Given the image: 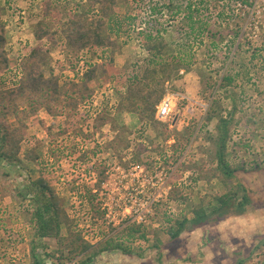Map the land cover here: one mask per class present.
Masks as SVG:
<instances>
[{
    "label": "trees",
    "instance_id": "trees-1",
    "mask_svg": "<svg viewBox=\"0 0 264 264\" xmlns=\"http://www.w3.org/2000/svg\"><path fill=\"white\" fill-rule=\"evenodd\" d=\"M14 1L0 3V74L9 65L3 19L4 14L12 10ZM256 1L163 0L159 12L166 11L170 16L171 31L163 28L159 19L146 21L137 31L144 59L117 69L114 57L120 54L121 46L113 39V34L118 35L122 29L124 18L120 17V9H127L128 0L122 3L118 0H80L72 7L68 0H41L39 14L30 20L35 45L26 47L17 62L20 83L15 89L0 92V201L8 199L13 203L12 216L21 221V230L28 238L26 256L21 264H93L99 257L109 254L141 258L143 251L135 250L136 244L150 242L151 227L129 221L118 228L105 225L103 212L96 207V196L90 190L85 191L82 200L88 204L91 226L100 223L102 229L98 233L79 229L54 190L55 176L46 172L34 147L23 154L24 160L34 168L23 172L20 166L18 157L26 138V122L41 108L50 116L65 114L68 119L73 118L78 102L91 98L88 84L96 80L98 74L106 83L114 84L118 103L114 113L101 110L92 120L91 127L95 131L109 125L116 134L113 146L123 151L135 148L134 133L121 119L123 114L135 115L141 129L155 132L153 139L148 141L153 152L164 155L173 137V143L168 146L170 157H162L165 165L176 164L188 147L196 144L200 159L189 160L181 172H189L195 184L214 180L221 187L219 194L201 196L197 204H189L179 213L172 210L168 214L156 207L154 216L161 229L152 233L153 250L158 249L159 242L155 232L161 231L173 241L183 233L230 216L244 215L255 203L264 206V153L258 155L253 146L259 138L258 123L264 114V88H261L264 86V34L253 40L250 36L255 28L250 23V27L242 30L243 25H248L245 9H252ZM231 6H238L239 13L234 17L224 15ZM175 34L186 39L185 42L172 45L166 41V35L171 41L177 39ZM205 40L213 53L207 50L204 57L209 64L215 59L221 60L222 73L216 79L212 71L198 73L208 104L204 117L201 122L192 119L180 132L172 133L166 124L155 119L156 107L167 93H171L168 88L172 81L180 79L181 72H190L198 63L194 44H203ZM225 41V51L218 50V44ZM58 44L76 59L83 53H93L98 63L88 66L77 82L59 85L57 79L46 77L42 71L50 50ZM236 90L243 97L255 95L260 106L247 121L254 129L243 143V157L236 155L230 135L231 127H236L239 121V108L231 98ZM223 103L229 104V108L223 107ZM7 119H12L15 125H7ZM212 123L213 130L204 131ZM146 152L147 146L138 143L131 160L145 162L142 156ZM81 159H85V155ZM104 169L94 170L97 179H101ZM22 176L24 183L20 184L16 180ZM168 203L173 207L186 206L188 198L180 190L173 192ZM89 236L94 242L87 240ZM245 263L246 260L239 259L236 264Z\"/></svg>",
    "mask_w": 264,
    "mask_h": 264
},
{
    "label": "rangeland",
    "instance_id": "rangeland-1",
    "mask_svg": "<svg viewBox=\"0 0 264 264\" xmlns=\"http://www.w3.org/2000/svg\"><path fill=\"white\" fill-rule=\"evenodd\" d=\"M68 1L71 7L80 2V0ZM123 1L118 0L120 3ZM162 1L128 0L127 9L125 7L120 9V17L124 18L123 26L118 35L113 34V39L121 46V51L114 57V67L119 69L144 59L145 53L137 31L144 27L146 21H154V18L159 19L163 28L171 31L169 28L171 25L169 24L170 16L166 11L159 12ZM0 3L2 5V0ZM40 4L41 0H15L12 10L6 15L4 14L5 51L9 65L0 74V92L15 89L20 83L21 72L17 62L26 47L35 45L30 20L39 14ZM228 9L224 15L234 17L239 13L238 6H231ZM244 13L248 14L246 19L248 25H243L242 30L250 27L251 24V27L254 26L255 29L250 37L253 40L258 39L261 34H264V0H259L256 5L254 2L253 8L245 9ZM175 35L177 39L173 41L170 36L166 35V41L171 42L172 45L185 42L186 39L183 40L177 34ZM226 46L225 41L218 44L217 48L225 51ZM194 49L198 63L192 67L190 72L185 74L181 72L180 79L172 81L168 90L176 96L174 109L165 122L158 121L166 124L172 133L173 131L180 132L192 119L201 122L204 117L208 104L204 99L203 86L198 73L212 71L211 73H216H213L214 79L222 73L219 66L221 60L215 59L213 64H209L207 58L204 57L207 50L212 52L208 41L205 40L203 44L196 42ZM44 62L42 71L45 76L54 77L59 85H64L72 81L77 82L88 66L97 64L98 60L93 53H83L80 58L76 59L58 44L50 50ZM88 87L92 90V96L78 102L73 118L68 119L65 114L57 117L50 116L41 108L26 122V138L21 144V152L18 157L23 172L34 168L32 163H28L23 158L24 152L34 147L39 161L44 163L43 167L46 172L55 176L53 187L61 198L62 206L67 214L77 222L79 229H87L96 233L101 231L102 225L99 223L95 227L91 226L88 204L82 200L86 190H90L96 196L94 203L99 211L102 210V207L109 208L108 218H105L103 212L105 225H109L108 220H112L115 225L112 227L118 228L121 225L118 224L121 212H118V208L113 209L114 205H118L122 211L124 204L130 201L131 195L142 192L147 198L153 194L156 189L152 188L150 179L159 175L160 172L169 175L168 186L170 187L168 194L151 206L152 212L145 219L146 224H143L151 227L150 242L138 243L135 246V250L143 251V256L138 258L109 254L103 258L99 257L93 264H236L239 259L246 260L245 264H264V243L261 244L264 241V206L259 203H255L244 215L230 216L219 222L183 233L177 240L170 241L163 232H155L159 239L158 249L151 248V245L155 243L152 238L153 231L161 229L154 216L156 207L159 206L162 211H166L168 214L172 213V210H177L179 213L189 204H197L201 196L219 194L221 187L214 180L195 184L192 182L189 172H181L182 167L188 166L189 160L200 159L196 144L188 147L184 156L176 164L165 165L162 157L164 155L170 157L168 146L173 143V137L167 143L164 155L153 152L148 141L153 139L155 132L148 128L141 129L140 122L135 115L123 114L121 116L122 123L134 133L132 140L135 143V148L123 151L113 146L112 142L116 134L112 132L109 125L95 131L91 127V123L101 113V110H109L114 113L118 103L114 84L106 83V80L98 74V78L89 83ZM254 96L252 98L243 97L239 94V90H236L231 96L239 108L238 124L236 127H231L230 132L231 141L235 144L234 150L238 157L245 156L242 146L254 129L247 121L251 118L253 110L257 111L260 107L258 106L259 101ZM228 105L223 103V107L226 109L229 108ZM6 124L13 127L15 122L12 119H7ZM235 124L236 119L233 122V125ZM213 125V123L208 125L204 131H212ZM258 127L259 138L253 142V146L256 149L254 152L262 155L264 153V114L260 118ZM138 143L147 146L148 152L142 156L145 162L131 160ZM158 143L160 145L159 141ZM50 149L56 155L55 157L50 155ZM83 155H85V159L80 160ZM259 158L262 159L261 156ZM246 159L242 158L244 161ZM137 165L142 168V172L141 170L133 172L134 181L121 177V170L130 169L131 171ZM103 167L106 169L99 180L95 171H99ZM136 176L138 180H136ZM98 180L100 182L96 184ZM16 181L23 184L24 176L17 178ZM180 190L188 198V204L173 207L168 203V200L173 192L177 193ZM129 193L132 194L128 195ZM145 201L146 199L141 204L144 205ZM12 205L13 203L8 199L0 201V264H21L23 257L26 256L28 238L21 230V221H16L12 216ZM87 240L91 243L94 242L90 236L87 237Z\"/></svg>",
    "mask_w": 264,
    "mask_h": 264
},
{
    "label": "built area",
    "instance_id": "built-area-1",
    "mask_svg": "<svg viewBox=\"0 0 264 264\" xmlns=\"http://www.w3.org/2000/svg\"><path fill=\"white\" fill-rule=\"evenodd\" d=\"M259 0L256 1L255 5L257 4ZM176 96L172 93H167L160 103L156 107V114H155V119L159 122H165L170 114L172 113L174 109V100ZM119 170V168H117ZM141 170L138 165L133 167L130 171V169H127L126 171L121 170L120 174L123 179L129 178V181H134L135 176L134 173L135 171ZM168 176L167 174H164L163 172H160L159 175L154 176L153 178L150 179V184L152 188L155 190L153 194L148 196L143 195L142 192L135 193L134 195H131L132 193H129L128 195H131L130 201H128L127 204H124V209H122L118 205H114L113 209L118 208V212H121V219L119 220V225L124 222H132L137 225H142L146 224L145 219L149 216V214L152 212L151 211V206L154 203H158L162 197L166 196L170 190V187L168 186ZM136 180H138V177L136 176ZM122 183V181H119ZM144 202V205L141 204L142 201ZM132 200V201H131ZM139 201V203H138ZM140 205H142L140 207ZM116 210V209H115ZM102 212L105 213V218L109 217V208L108 207H102ZM109 225H114V222L112 220H108Z\"/></svg>",
    "mask_w": 264,
    "mask_h": 264
}]
</instances>
